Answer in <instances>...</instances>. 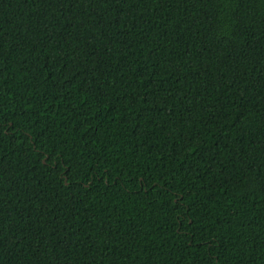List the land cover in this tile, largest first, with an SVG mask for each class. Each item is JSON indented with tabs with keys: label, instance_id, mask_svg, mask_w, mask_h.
Here are the masks:
<instances>
[{
	"label": "trees",
	"instance_id": "16d2710c",
	"mask_svg": "<svg viewBox=\"0 0 264 264\" xmlns=\"http://www.w3.org/2000/svg\"><path fill=\"white\" fill-rule=\"evenodd\" d=\"M0 264H264V0H0Z\"/></svg>",
	"mask_w": 264,
	"mask_h": 264
}]
</instances>
